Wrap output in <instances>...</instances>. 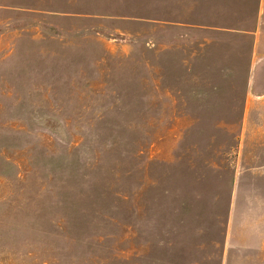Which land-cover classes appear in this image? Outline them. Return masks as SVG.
I'll return each instance as SVG.
<instances>
[{"label":"rangeland","instance_id":"1","mask_svg":"<svg viewBox=\"0 0 264 264\" xmlns=\"http://www.w3.org/2000/svg\"><path fill=\"white\" fill-rule=\"evenodd\" d=\"M263 209L264 0H0V264H264Z\"/></svg>","mask_w":264,"mask_h":264},{"label":"crops","instance_id":"2","mask_svg":"<svg viewBox=\"0 0 264 264\" xmlns=\"http://www.w3.org/2000/svg\"><path fill=\"white\" fill-rule=\"evenodd\" d=\"M262 211H264V209H263ZM258 223L262 224V225H263V228H264V217H263V220H259ZM256 237H257V238H264V237H258V236H256ZM263 241H264V240H263ZM261 246H263V248H264V243H263V242H262ZM261 246H258V248L260 249V251H261V249H262ZM262 254H263V253H262ZM230 264H237V263H235V258H234L233 262L230 263Z\"/></svg>","mask_w":264,"mask_h":264}]
</instances>
